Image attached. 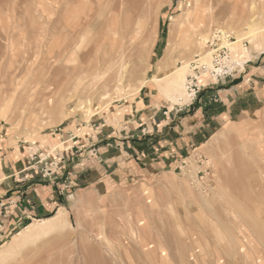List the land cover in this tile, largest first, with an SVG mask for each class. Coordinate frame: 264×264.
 <instances>
[{
  "label": "rangeland",
  "instance_id": "obj_1",
  "mask_svg": "<svg viewBox=\"0 0 264 264\" xmlns=\"http://www.w3.org/2000/svg\"><path fill=\"white\" fill-rule=\"evenodd\" d=\"M137 1L0 0V145L42 146L47 155L34 154L32 170L53 177L57 159H49L59 139L52 137L114 116L142 91L188 101L191 62L205 55L215 28L231 34L233 57L247 62L237 76L264 51V0ZM180 67L182 94L157 80ZM238 152L223 148L214 165L198 156L188 168L183 163L197 189L127 197L133 213L107 225L34 221L0 241V264H264L263 180L248 181L252 191L236 189L226 169ZM16 177L23 180L24 171Z\"/></svg>",
  "mask_w": 264,
  "mask_h": 264
},
{
  "label": "crops",
  "instance_id": "obj_2",
  "mask_svg": "<svg viewBox=\"0 0 264 264\" xmlns=\"http://www.w3.org/2000/svg\"><path fill=\"white\" fill-rule=\"evenodd\" d=\"M258 56L234 79L217 83L201 78L205 88L191 104L184 105V97L170 103L142 91L119 104L116 113L111 110L114 116L104 113L98 124H85L75 132L68 129L70 138L52 137L59 139L58 151L49 159H57L53 177L37 166L31 169L34 154L47 155L42 146L0 145V241L34 221L73 218L75 223L107 225L109 217L133 213L127 197L154 198L160 187L167 194L188 195L198 184L183 163L188 168V161L198 156L206 162L214 159V165L223 148L239 151L226 169L237 181V190L248 189V181H264V160L254 158L264 156V151L243 155L237 150L264 147V51ZM250 154L253 160L246 158ZM21 170L23 180L16 177ZM200 177L204 176L198 173L196 180Z\"/></svg>",
  "mask_w": 264,
  "mask_h": 264
},
{
  "label": "built area",
  "instance_id": "obj_3",
  "mask_svg": "<svg viewBox=\"0 0 264 264\" xmlns=\"http://www.w3.org/2000/svg\"><path fill=\"white\" fill-rule=\"evenodd\" d=\"M232 36L220 28H215L209 39L205 55H197L191 62L190 72L185 82V93L188 101L185 104L193 103L205 88L200 81L203 77H211L217 83L222 79L237 77L245 70L247 62L238 61L233 57L229 45L232 44ZM244 47L245 44H244ZM209 56V61L206 60ZM208 62V63H207ZM183 100V97L180 101Z\"/></svg>",
  "mask_w": 264,
  "mask_h": 264
},
{
  "label": "bare ground",
  "instance_id": "obj_4",
  "mask_svg": "<svg viewBox=\"0 0 264 264\" xmlns=\"http://www.w3.org/2000/svg\"><path fill=\"white\" fill-rule=\"evenodd\" d=\"M136 1H137V0H136ZM212 1H213V0H212ZM137 2H138V1H137ZM139 2H140V0H139ZM136 4H137V3H136ZM127 6H129V4H128ZM59 13H60V12H59ZM128 21H129V20H128ZM128 41H129V40H128ZM134 43H135V42H134ZM136 43H137V42H136ZM145 43H146V42H145ZM234 43H235V42H234ZM137 45H138V44H137ZM145 45H147V44H145ZM145 45H144V47H145ZM122 46H124V45H122ZM141 46H142V45H141ZM131 47H132V46H131ZM144 47H143V48H144ZM146 47H147V46H146ZM146 47H145V48H146ZM139 49H140V48H139ZM140 50H141V49H140ZM143 50H144V49H143ZM123 53H124V52H123ZM141 54H142V53H141ZM122 55H123V54H122ZM140 56H141V55H140ZM123 58H124V57H123ZM121 60H122V59H121ZM118 63H119V62H118ZM128 63H129V60H128ZM128 63H126V64H128ZM126 64H124L123 67H125ZM122 65H123V64H122ZM126 66L128 67V65H126ZM123 67H122V70H123ZM184 67H186V66L184 65L183 68H184ZM124 69H125V68H124ZM181 69H182V67L178 68L177 71H175V72H173V73L171 72V74H169L168 76H166V78H165L164 76H163V77H159V78L157 77V80H158V81H161V82H162V81L164 82V79H166V80H165L166 83L169 82V84H171V86L173 85V87H174V89H175L176 92L179 91V92H181V94H182V93H184V91H183L184 88H182V87L184 86V85H183V82H184V79H185V78H184V74H180V73H179V71H181ZM126 70H127V69H126ZM124 71H125V70H124ZM120 72H121V70H120ZM125 72L127 73V71H125ZM121 73H122V72H121ZM129 73H130V72H129ZM175 73H177V74H175ZM121 76H122V74H121ZM123 76H125V75L123 74ZM118 77H119V76H118ZM121 78H122V77H121ZM154 79H156V78H154ZM167 79H168V80H167ZM153 81H154V80H153ZM160 84H161V83H160ZM162 85H164V84L162 83ZM162 85H161V86H162ZM182 85H183V86H182ZM181 88H182V90L180 91ZM105 95H106V94H105ZM106 96H107V95H106ZM255 184H256V183H255ZM255 184H254V187H257V188L260 187V185H258V184L255 185ZM247 188H248L249 190L252 189V183H251V182H250L249 185L247 184ZM250 191H252V190H250ZM250 191H249V192H250ZM251 193H252V192H251ZM258 193L260 194V191H258ZM249 213H250V212H249ZM251 214H253V212H252ZM249 216H250V215H249ZM59 219H60V218H59ZM33 226H34V225H33ZM263 227H264V226H263ZM37 228H38V227H37ZM38 229L40 230V228H38ZM39 230H38V231H39ZM41 230H42V229H41ZM27 231H28V230H27ZM27 231H26V232H27ZM35 231H36V230H35ZM40 233H41V231H40ZM192 241H193V240H192ZM259 242H260V241H259ZM233 243H234V242H233ZM262 244H263V243H262ZM100 248H101V247H100ZM88 251H89V250H88ZM162 251H163V250H162ZM164 251H165V250H164ZM165 252H166V251H165ZM109 253H110V252H109ZM111 253H112V252H111ZM112 256H113V255H112ZM110 257H111V256H110ZM110 257H109V258H110Z\"/></svg>",
  "mask_w": 264,
  "mask_h": 264
}]
</instances>
